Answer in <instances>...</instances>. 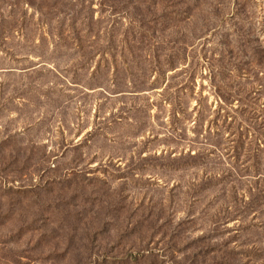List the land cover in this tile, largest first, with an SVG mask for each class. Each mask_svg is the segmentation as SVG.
<instances>
[{
  "label": "rangeland",
  "instance_id": "1",
  "mask_svg": "<svg viewBox=\"0 0 264 264\" xmlns=\"http://www.w3.org/2000/svg\"><path fill=\"white\" fill-rule=\"evenodd\" d=\"M0 264H264V0H0Z\"/></svg>",
  "mask_w": 264,
  "mask_h": 264
}]
</instances>
